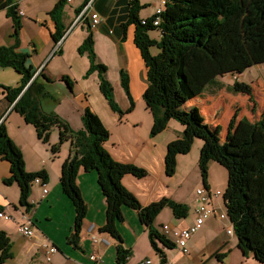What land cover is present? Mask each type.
I'll return each instance as SVG.
<instances>
[{
    "label": "crops",
    "instance_id": "crops-1",
    "mask_svg": "<svg viewBox=\"0 0 264 264\" xmlns=\"http://www.w3.org/2000/svg\"><path fill=\"white\" fill-rule=\"evenodd\" d=\"M58 1L15 0L18 12L20 10L24 12L19 13L21 28L18 38L13 37L14 22L7 15V9L0 10V46L16 45L17 51L29 55V63L37 70V73L41 71L38 79L45 81V76L53 79V81L43 82L48 93L42 98V108L45 111L55 112L67 120V113L72 108H77L81 116L79 124L75 126L71 118L67 120L74 130L83 128L81 114L87 106L97 113L110 131V137L105 146L117 161L133 163L134 158H123L121 151L130 146L133 131L143 127V138L137 142L131 153L134 157L144 151L148 154H145L146 161L149 162L148 166L136 162L144 166L148 173L142 177L131 173L125 174L122 179L123 184L135 194L142 205L168 197L189 206L188 215L191 213L192 219L188 218V215L178 218L170 207H164L155 219L154 225L159 230L165 225L176 228L192 224L195 217V192L196 188L201 187V182L203 183L202 176L200 173L195 187L193 180L191 189L180 190L191 175L186 164L188 153L178 154V166H184L186 169L184 172L180 173L177 166L175 174L170 176L166 174L165 154L163 153L171 140L182 135L184 126L179 121L174 123L176 119H171L163 131L173 132L172 137H156L155 139L151 135L153 115L145 107L143 99L144 91L148 86L146 64L135 43V25L129 24L126 29L124 28L128 20L130 0H92V7L87 12L89 20L91 12H97L100 16L98 25L91 28L96 62L106 66V76L114 88L115 99L124 111L130 107L131 100L121 82L122 71L125 70L129 75L131 94L136 105L134 104L133 109L124 114L111 108L109 101L101 91L98 71L87 75L91 66L90 58L87 52H81L79 48L90 31L88 21L85 17H80L82 12H76L83 5L84 0H67L60 17L63 37L56 42L53 37L57 30L56 22L50 12ZM140 1L146 5L150 0ZM161 1L157 0L153 4V11L149 14H143V8L140 17L146 18L153 15L161 5ZM243 73H230V75L238 79ZM41 74L44 76L41 77ZM225 76L214 79L199 96L192 98L184 105L187 109L192 106L199 107L206 122L213 126L220 125L223 141L226 139L230 119L235 113L237 122L240 123L243 119L257 120L264 112V79L255 82L252 87L253 97H251L247 93L233 91L232 86L222 81ZM65 77L74 81L72 89L64 79ZM21 78V74L12 67L0 68V121L5 120L9 135L22 150L26 169L30 172L42 169L47 171L49 178L42 181L47 184L48 192L44 193L43 184L33 181L28 199L32 206L27 209L20 202L19 184L4 182V179L10 175V162L0 157V205L4 206L5 212L11 215L10 219L5 218L7 221L0 225V230H5L9 234L13 246L15 243L19 244L18 254L21 258L19 264H117V247L120 242L113 235L111 237L109 232L101 230L106 224L107 202L99 186L98 174L95 170L87 171L83 167L79 169L77 185L87 205V214L79 234L78 246L69 240L71 231L73 232L76 212L73 202L63 191L60 177L62 165L70 153V141L64 142L61 149L53 153L51 145L58 142L59 129L54 128L50 142L45 143L38 137L35 125L28 122L19 111L13 108V103L7 98L6 90L2 85L16 87L21 83ZM134 113L137 115L133 116ZM197 139L199 138L195 140ZM210 164L212 161L209 163V169ZM208 183L206 187L211 193V204L221 207L222 199L220 196L213 195L216 184L212 176H209ZM223 188L225 189V185ZM42 208L52 214L41 219L38 213ZM123 213L125 218L118 230L122 238V246L131 251L126 264H138L146 259H150L153 264H174L177 261L182 263L185 259L192 264H206L208 261L210 264H221L227 263L225 259L233 253L235 246L240 249L235 234L227 233L230 237L226 234L228 237L224 236L222 240L215 241V244L208 249L206 246H200L202 237L196 232L189 240V252L184 253L177 245L176 238L168 236L174 247L168 248L161 242L159 243L167 257V261L162 263L161 257L160 261L155 260L156 254H159L151 244L149 229L141 222L138 211L124 206ZM29 220L32 222L31 228L34 233L32 237L19 230L20 226ZM51 221H53V226H49ZM60 235L66 237L65 242L63 240L61 242ZM93 236L97 238V241L93 240ZM48 240L55 246L61 243V248L57 246L61 251L48 253L44 246V243L49 242ZM176 248L180 252L169 256L168 251ZM241 252L243 254L240 249ZM14 254L9 260L18 258L17 253L14 252ZM94 254H97L100 259H95ZM47 256H50V260ZM241 259L242 262H248L251 259L259 262L252 253L241 255ZM259 264L264 263L259 262Z\"/></svg>",
    "mask_w": 264,
    "mask_h": 264
},
{
    "label": "trees",
    "instance_id": "trees-1",
    "mask_svg": "<svg viewBox=\"0 0 264 264\" xmlns=\"http://www.w3.org/2000/svg\"><path fill=\"white\" fill-rule=\"evenodd\" d=\"M90 0L76 10L80 13ZM67 0H59L50 12L56 22L53 37L58 42L63 37L60 17ZM140 0L128 3V20L124 24L135 25V43L139 47L147 69L148 86L144 91L146 107L153 115L151 135L163 131L171 119H176L184 130L180 137L168 144L165 156L167 175L176 172L177 155L188 153L196 138L203 140L200 150L199 167L203 185L208 186L209 163L216 161L228 171V185L223 194L224 204L234 223L238 246L244 255L252 253L264 263V112L254 121L243 119L237 122L235 113L230 119L226 139L221 138V126L205 121L199 107H184L192 98L199 96L214 79L227 74H240L250 66L264 59V0H166L160 12L141 18L145 7ZM7 9L13 19V37L19 35L20 14L15 0H0V10ZM88 21L89 35L80 46L87 52L91 66L87 75L98 71L100 87L111 108L122 114L134 107L128 73L121 74L122 85L131 100L124 111L115 99L114 88L106 76V66L96 62L91 22ZM158 24H155L156 20ZM159 30V36H151V30ZM158 35V34H157ZM256 42H260L256 44ZM252 45H260L251 51ZM152 47L158 51L153 54ZM155 48V49H156ZM27 53L16 50V45L0 46V68L12 67L22 78L16 87L5 86L7 98L13 108L35 125L38 137L50 142L54 128L59 129L58 142L51 145L57 153L64 142L70 141V153L62 165L60 177L65 194L75 207L76 217L69 240L76 246L87 205L77 185L79 169L95 170L98 183L106 197V224L102 231L109 232L120 243L117 247V264H126L131 254L122 246L118 223L123 222V207L136 209L142 223L149 229V237L162 263L167 261L164 249L174 244L153 223L161 210L168 206L178 218L186 217L189 206L172 198L163 197L148 205L139 199L124 184L123 177L131 173L137 177L147 174L145 168L133 163L120 162L113 158L105 146L110 131L101 117L87 106L82 114L83 128L74 130L71 125L55 112L42 108V98L47 96L43 82L38 79L37 70L29 63ZM42 75V74H41ZM44 74L41 76L43 77ZM72 89L74 81L64 78ZM235 92H244L253 97V89L246 82L236 81ZM0 157L10 162V175L5 183L17 182L20 186V202L29 209L31 185L37 177L48 180L45 169L30 172L26 169L22 150L8 133L5 120L0 121ZM5 207L0 205V212ZM13 242L5 230H0V264H7L13 257ZM142 264V263H138Z\"/></svg>",
    "mask_w": 264,
    "mask_h": 264
},
{
    "label": "rangeland",
    "instance_id": "rangeland-1",
    "mask_svg": "<svg viewBox=\"0 0 264 264\" xmlns=\"http://www.w3.org/2000/svg\"><path fill=\"white\" fill-rule=\"evenodd\" d=\"M156 2H157V0L148 1L146 6L144 7V9H143L144 11L142 13L143 14L151 13L153 11V7H154L153 4L156 3ZM155 12H156V10L154 11L153 14H155ZM151 31H152V33H150L151 36H157V34H159V30L158 29L151 30ZM258 43H260V42H256V44H258ZM257 47L260 48V45H257V46L256 45H252L250 49H251V51L255 52ZM155 48L156 47H152L151 48V51H152L153 54H156V52L158 51V49L157 48L155 49ZM261 79H264V59L262 60V62L250 66L248 68V70L245 71L242 75H240V77L238 79H237V77H235V76L233 77L232 75L228 74L227 76H225V78H222V81L225 84L227 83V84H229L232 87H235V82L236 81L246 82L249 85H251V87H253L255 82L258 81V80H261ZM217 89H219V87ZM60 99H61V97H60ZM144 102H145V99H144ZM135 105H136V103H135ZM145 107H146V103H145ZM136 115H137L136 113L133 114V116H136ZM66 116H68V118H71V121H72V123L75 126H77V124H79V119H81L80 111H78L77 108H72L67 113ZM68 118H67V120H68ZM82 121L83 120H81V125H82ZM127 121H129V120H127ZM68 123H69V121H68ZM174 123H177V120H175ZM143 132H144V128L143 127H139L137 131H133L131 140L129 142L130 146L127 149H125L124 151L123 150L121 151V156H123V158H134L133 159V164L136 165V166L142 167V168H144V166H141V165H147V166L149 165V162L146 161V155L145 154H147V153H145V151L143 153L140 152L138 155H135V157H134L133 154L131 153V151L136 147L137 142L143 138L142 137ZM161 132H159L160 134L158 133V134L154 135V138L156 139V137H159V138L172 137L174 135L173 132H167V133L165 131H163L162 133ZM171 141H173V140H171ZM202 145H203V140L202 139L195 140L192 143V145H191L190 151L188 152V154H186V157L188 159L187 160L188 163H186V164H187L188 170L191 172V175H190V178L188 179V181L180 189L181 191H183L185 189H191V187L193 186V184H192L193 180L195 181V183H194V187H195L196 186L195 184L198 182V180L200 178L201 171H200V167H199V163L198 162H199V158H200V148H201ZM167 147H168V145H167ZM167 147H166V151L163 153V154H165V156H166V152H167ZM140 151H141V149H140ZM181 154H184V153H181ZM155 156L159 157L160 155H155ZM176 158H177V164H176V171H177L178 155H177ZM136 162L138 164H141V165H138ZM185 170L186 169H185L184 166L181 165L179 167V172L180 173L184 172ZM147 173H148V171H147ZM209 176H212V179L214 180V182L216 184V185H214L215 186L214 189H219L222 192L221 195H220V198L223 201V194L225 193V190H226L227 185H228V171H227V169L224 166H222L221 164H219L218 162L212 161V164H210ZM202 185H203V183L201 182V186ZM224 185H225V189L223 188ZM31 189H32V186H31ZM221 208H223V209L225 208L224 203H222ZM48 214H52V213H50V212L47 213L46 209H44V208H42L39 211V213H38V215L41 216V219H43ZM189 217H191V219H192L191 213H190V215H188V218ZM0 218H1L0 219V225H3L4 222L7 221V220H5V218H3V217H0ZM44 221H46V220L44 219ZM155 222L156 221L154 220L153 224H155ZM120 223L121 222H119L118 225H117L118 228L119 227L121 228V224ZM227 225H228V219L222 220L221 218H218V217L217 218L216 217L210 218L206 222V225H204L202 228H200L197 231L198 236L202 237L200 246H206L209 249L215 244V241L222 240L224 238V236L228 237L229 235L227 234V229H226ZM49 226H53V221H51V224ZM162 227H163V225H162ZM52 229L53 228H51V230ZM71 233H72V231H71ZM63 236L64 235H60V237H59V238H61V242H62V240H63V242H65V240H66V237H63ZM111 237H112V235H111ZM50 243L52 244L53 242H50ZM199 243H200V240H199ZM58 244H57V246L60 247L61 243H58ZM18 246H19V244L15 243V245L12 248V250L14 249L13 250V254H14V252L17 253L18 258H14V260H8L7 263L11 262V263L19 264V262H20L19 260L21 258H19L20 256L18 254V252H19ZM114 248L116 250V247H114ZM176 249H173L172 251H168L169 256L170 255L173 256L176 252L179 251L178 248H176ZM57 250H58V252L61 251V249H58V247H57ZM41 254H42V251H41ZM241 255H243L242 252L240 253V249L235 246L234 249H233V253L228 257V259H225L227 261V263L224 262V263H221V264H259V262H260V261L259 262H255L252 259L248 260V262H246V261L242 262ZM155 260L156 261H160V256L156 254ZM260 263H263V262H260ZM174 264H192V263H190L189 260L185 259L182 263H179V261H177ZM206 264H210V261H208Z\"/></svg>",
    "mask_w": 264,
    "mask_h": 264
},
{
    "label": "built area",
    "instance_id": "built-area-1",
    "mask_svg": "<svg viewBox=\"0 0 264 264\" xmlns=\"http://www.w3.org/2000/svg\"><path fill=\"white\" fill-rule=\"evenodd\" d=\"M166 4V0L161 1V7L157 9V12H160ZM92 7V1H90L85 8L83 9L80 17H86L87 12ZM20 14H23L24 12L22 10L19 11ZM100 21V16L97 12H91L90 13V22L91 27L94 28L98 25ZM158 19L155 21V24H158ZM43 179L41 177H37L35 179L36 182L43 184V191L44 193L48 192L47 184L42 181ZM221 191L217 190L213 193L215 197H219L221 195ZM211 193L206 187L201 186L196 191V198H195V217L192 224L186 226V227H176L172 228L168 225H165L163 227V233L166 236H173L176 238L177 245L179 248H181L184 253L189 252L188 243L191 237L207 222L210 218L218 217L221 219H228V226H227V233L230 235L234 234V223L232 222L227 209L220 210L217 206L211 204L210 202ZM0 217L10 219L11 215L5 212V210L0 212ZM31 220L25 222L20 226V232L32 237L34 235L33 229L31 228ZM93 240L97 241V238L93 236ZM44 246L46 247L48 253L55 252L57 250V247L55 245H52L50 242L44 243ZM95 259H100V257L97 254H94ZM47 259L50 260V256H47ZM72 264H82V263H72ZM143 264H153L150 259H146L143 261Z\"/></svg>",
    "mask_w": 264,
    "mask_h": 264
},
{
    "label": "clouds",
    "instance_id": "clouds-1",
    "mask_svg": "<svg viewBox=\"0 0 264 264\" xmlns=\"http://www.w3.org/2000/svg\"><path fill=\"white\" fill-rule=\"evenodd\" d=\"M90 1H92V0H90ZM90 1H89V2H90ZM89 2H88V3H89ZM88 3H87V4H88ZM87 4H86V5H87ZM86 5H85V6H86ZM85 6H84V8H85ZM159 7H161V5H160ZM159 7H158V8H159ZM84 8H83V9H84ZM83 9H82V11H83ZM82 11H81V12H82ZM156 12H157V11H156ZM86 17H87V16H86ZM58 42H59V41H58ZM40 72H41V71H40ZM40 72H39V73L36 72L35 76L38 75V74H40ZM39 177H40V176H39ZM41 178H42V177H41ZM42 179H43V178H42ZM34 181H35V180H34ZM202 186H204V185H202ZM204 187H206V186H204ZM198 188H199V187H198ZM198 188H197V189H198ZM197 189H196V191H197ZM206 189H208V188L206 187ZM208 190H209V189H208ZM217 190H219V189H216L215 191H217ZM195 194H196V192H195ZM223 203H224V198H223ZM224 206H225V204H224ZM217 207H218V206H217ZM218 208H219L220 210H224V209L226 210V207H225L224 209L221 208V207H218ZM226 229H227V228H226ZM162 230H163V228H161V232H163ZM234 234H235V230H234ZM234 234H233V235H234ZM229 235H230V234H229ZM142 264H143V262H142Z\"/></svg>",
    "mask_w": 264,
    "mask_h": 264
}]
</instances>
